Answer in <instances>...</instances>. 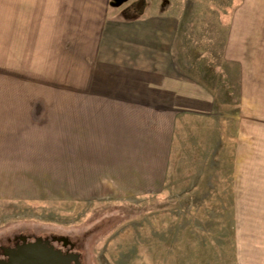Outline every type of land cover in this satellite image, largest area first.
Returning <instances> with one entry per match:
<instances>
[{
	"label": "rangeland",
	"instance_id": "obj_1",
	"mask_svg": "<svg viewBox=\"0 0 264 264\" xmlns=\"http://www.w3.org/2000/svg\"><path fill=\"white\" fill-rule=\"evenodd\" d=\"M50 1L0 0V7L16 6L25 18L29 7L42 13ZM54 1L71 20L84 16L72 13L78 0ZM148 2L170 7L177 36L212 39L189 53L208 54L207 65L192 63L190 72L224 92L214 153H173L165 189L145 195L79 189L66 174V153H0V264L36 238L77 255L79 264H264V0ZM99 6L86 17L104 22L100 31L109 34L114 12ZM11 73L8 80H21ZM23 77L35 83L36 72Z\"/></svg>",
	"mask_w": 264,
	"mask_h": 264
},
{
	"label": "crops",
	"instance_id": "obj_2",
	"mask_svg": "<svg viewBox=\"0 0 264 264\" xmlns=\"http://www.w3.org/2000/svg\"><path fill=\"white\" fill-rule=\"evenodd\" d=\"M126 1L78 0V20L54 0L42 13L29 7L25 18L16 6L0 7V153H66L79 189L125 195L165 189L173 153H214L224 92L190 72L208 54L189 53L212 39L177 36L170 7ZM98 6L114 12L109 34L86 17ZM11 72L21 80H8ZM30 72L32 84L22 80Z\"/></svg>",
	"mask_w": 264,
	"mask_h": 264
},
{
	"label": "water",
	"instance_id": "obj_3",
	"mask_svg": "<svg viewBox=\"0 0 264 264\" xmlns=\"http://www.w3.org/2000/svg\"><path fill=\"white\" fill-rule=\"evenodd\" d=\"M9 251L8 259L1 260V264H79L77 255L62 253L42 238H36L34 242L24 240Z\"/></svg>",
	"mask_w": 264,
	"mask_h": 264
},
{
	"label": "trees",
	"instance_id": "obj_4",
	"mask_svg": "<svg viewBox=\"0 0 264 264\" xmlns=\"http://www.w3.org/2000/svg\"><path fill=\"white\" fill-rule=\"evenodd\" d=\"M121 1V0H120ZM119 2V1H118ZM117 4V3H116ZM118 5V4H117Z\"/></svg>",
	"mask_w": 264,
	"mask_h": 264
}]
</instances>
